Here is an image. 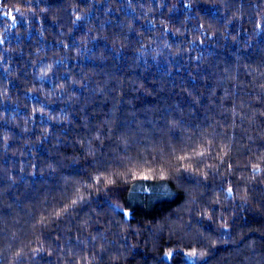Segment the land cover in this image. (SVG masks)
<instances>
[{
  "label": "trees",
  "instance_id": "obj_1",
  "mask_svg": "<svg viewBox=\"0 0 264 264\" xmlns=\"http://www.w3.org/2000/svg\"><path fill=\"white\" fill-rule=\"evenodd\" d=\"M0 264H264V0H0Z\"/></svg>",
  "mask_w": 264,
  "mask_h": 264
},
{
  "label": "snow or ice",
  "instance_id": "obj_2",
  "mask_svg": "<svg viewBox=\"0 0 264 264\" xmlns=\"http://www.w3.org/2000/svg\"><path fill=\"white\" fill-rule=\"evenodd\" d=\"M181 159H183V158H181ZM73 203H75V201H73Z\"/></svg>",
  "mask_w": 264,
  "mask_h": 264
}]
</instances>
